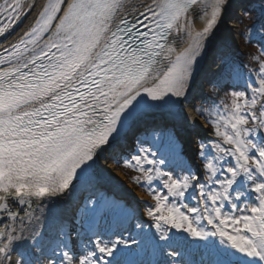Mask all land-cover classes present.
<instances>
[{
	"label": "snow or ice",
	"instance_id": "snow-or-ice-1",
	"mask_svg": "<svg viewBox=\"0 0 264 264\" xmlns=\"http://www.w3.org/2000/svg\"><path fill=\"white\" fill-rule=\"evenodd\" d=\"M197 6L205 24L193 32ZM227 6L152 0L125 12V0H48L0 47V264H160L161 254L166 264H264V47L247 91L197 108L216 137L199 143V165L167 132L153 137L157 151L117 158L151 193L150 222L103 197L83 201L75 229L46 222L57 201L91 183L99 154L130 121L187 100ZM35 7L2 0L0 36ZM182 31L189 43L178 51ZM219 75L241 73L225 61Z\"/></svg>",
	"mask_w": 264,
	"mask_h": 264
},
{
	"label": "bare ground",
	"instance_id": "bare-ground-1",
	"mask_svg": "<svg viewBox=\"0 0 264 264\" xmlns=\"http://www.w3.org/2000/svg\"><path fill=\"white\" fill-rule=\"evenodd\" d=\"M258 1L260 0H228V6L225 8L219 24L204 41V51L202 57L198 59L197 71L194 76V86L187 100L183 101L181 105H176L171 110L161 108L147 115H142L134 121H130L121 135L116 138L117 141L120 138L122 141L112 145L107 151L99 154L98 162L95 165L96 174L93 176L91 183L78 185L74 192H71L57 201V215L55 220L46 222L59 224L67 220L76 201L83 195L89 193L93 187H101L105 181L110 184V187L123 183L124 176L122 172L116 170L113 159L117 152L121 150L126 140L131 138L132 131H141L150 124L156 122H172L178 128L185 129H189L190 126L192 128L195 122L198 123L201 130H208L206 124L197 116L195 108L192 107L191 103L194 99L198 98L206 85H208L211 80V73L219 71V63H216L218 57L225 53L229 46L235 41V22L239 18L242 6L244 4L253 5ZM28 2L29 4L35 3L36 7L31 12H28L26 16H23L10 32L0 36V47H6L8 44L18 40L23 33L30 28L36 19L37 13L48 0H28ZM151 2L152 0H125L126 7L124 11L131 12L133 8H140V10H143V6ZM0 3H2V0H0ZM202 15L203 13L199 10V6L189 12V19L192 21L191 26L193 32L202 30L204 27L205 21L201 19ZM188 43L189 39L182 31L180 37L175 41L177 50H182ZM187 138L190 143L193 142V135L187 133ZM134 196L140 197L135 194Z\"/></svg>",
	"mask_w": 264,
	"mask_h": 264
},
{
	"label": "rangeland",
	"instance_id": "rangeland-1",
	"mask_svg": "<svg viewBox=\"0 0 264 264\" xmlns=\"http://www.w3.org/2000/svg\"><path fill=\"white\" fill-rule=\"evenodd\" d=\"M264 0H260L258 1L257 3L260 4V3H263ZM252 9V7H251ZM251 9H242L241 8V11H240V15H239V18L237 19V21L235 22V41L229 46V48L226 50L225 53H223L221 56L218 57V60L216 63H220V66L222 64L225 63V61H227V63L229 65H235L239 70H240V73H241V76L237 79H228V78H224V79H221L220 75L218 74L217 77L215 78L214 82L211 83L210 85H206V87L203 89L202 93L198 96V98L194 99L193 102L191 103L192 107L195 108V110H197V108L200 106V104L202 102H209V106L207 108H211L213 106L214 103L216 104H219V102L221 101V99L224 98V95H222V92L221 91H218L216 94H214L213 92V87L215 85H221L222 86V83L223 81L225 80H229V82L231 83V85L234 87V88H241V87H244L245 85V80L247 78V76L249 75V69H255L257 68V66L255 65H251L250 62L248 60L246 61H243V62H240L238 60V57H240L241 55H244L242 53V48H241V44L243 43H248V41H253L254 39L251 38V36H253V32L252 31H249L247 29H245L246 27V22H248V15L247 12L251 11ZM247 18V19H245ZM264 19V16H260V19L257 21V23ZM243 27V29H242ZM247 31H249V33H246ZM256 44V43H255ZM261 44V47H264V41L260 43ZM259 55L258 53L255 54V56ZM252 66V67H249V66ZM219 81V83H218ZM195 123V122H194ZM191 128V126H190ZM162 129H168V133H171L173 134L177 140H181L183 137L181 136V133L185 130V133L188 131V132H194V130H191V129H185V128H179V129H182L181 131H178V127L176 125H174V123L172 122H156L154 124H151L149 125L148 127L144 128L142 131H138L136 133L133 134L132 138H129L127 139V145L129 148L127 147H123L122 150L115 156V158L113 159V164L117 167L118 165L120 166L121 165V162H117V158H130L129 156H125L124 154L121 155V152L124 151V150H130V148H134V144L137 143V149H139L141 146H143L144 142L142 140L144 139H149V138H152L154 137V135L159 131V130H162ZM153 139V138H152ZM204 140L206 143L209 142V139L208 138H201L200 136L198 138H195V141H198V140ZM213 140V138H212ZM184 143V142H183ZM198 149V148H197ZM128 152V151H127ZM121 155V156H120ZM196 155L198 156L197 154V151H196ZM121 172V171H120ZM123 174V173H122ZM124 176V181L122 183V186L119 187V188H123L128 194L130 195H139V199H138V204L141 206V210H143V214L146 215V209L148 207V204H152L154 203L152 197H150L149 195L145 194L140 188L139 189H136L134 188V186L130 183V180L126 177L125 174H123ZM112 192H110V189H107V185L106 184H103V186L99 187V189H97V187L95 188H92L91 191L89 192V194H87L83 199V201L89 197H91L93 199V197L95 196L96 198L98 197H103L107 200H112L111 199V196H112ZM145 201H147L148 203L146 204ZM119 203H123V204H127L129 207H131L132 209H136V214H137V217H141L142 218V215H138L137 212H140L138 211L137 207L136 206H139L137 205V203L135 201H125V200H121L119 201ZM82 205V204H81ZM81 205H78L81 206ZM78 207H75V209L73 210L71 216L69 217V219L65 222V224L70 227L71 224L73 223V221L75 220V217L76 215L78 214ZM147 222V221H146ZM165 258V261L162 263V264H166V261H167V257H165L164 255H158L157 257H155V259H160V258Z\"/></svg>",
	"mask_w": 264,
	"mask_h": 264
},
{
	"label": "trees",
	"instance_id": "trees-1",
	"mask_svg": "<svg viewBox=\"0 0 264 264\" xmlns=\"http://www.w3.org/2000/svg\"><path fill=\"white\" fill-rule=\"evenodd\" d=\"M262 11H264V9L260 8V9H257L256 13L259 14V12H262ZM250 18L252 19V21L248 23V26H252L254 24L253 21L257 19V15L256 14H255V16L252 15V16H250ZM252 29H253V34H255V37L258 40H260L262 37H264V32H261L262 29H264V25H262V29L261 28H256V27H254ZM242 45L245 48V51L248 53L249 59L252 60V56H253L254 51L256 50L257 46L254 43H252V42H250L249 44L243 43ZM230 92H231V90L228 89L227 94L230 93ZM227 98L228 97H226V102H227ZM204 118L209 122L207 116H204ZM124 169L126 170L125 172L128 175V177H130V178L140 175V173L137 170L132 169L130 167H124Z\"/></svg>",
	"mask_w": 264,
	"mask_h": 264
}]
</instances>
